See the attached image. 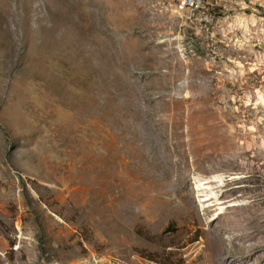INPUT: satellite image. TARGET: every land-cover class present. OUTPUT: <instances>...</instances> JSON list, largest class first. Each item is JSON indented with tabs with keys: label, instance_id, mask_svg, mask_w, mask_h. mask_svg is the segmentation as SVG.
Returning a JSON list of instances; mask_svg holds the SVG:
<instances>
[{
	"label": "rangeland",
	"instance_id": "rangeland-1",
	"mask_svg": "<svg viewBox=\"0 0 264 264\" xmlns=\"http://www.w3.org/2000/svg\"><path fill=\"white\" fill-rule=\"evenodd\" d=\"M206 9L0 0V264H264V0Z\"/></svg>",
	"mask_w": 264,
	"mask_h": 264
},
{
	"label": "bare ground",
	"instance_id": "bare-ground-1",
	"mask_svg": "<svg viewBox=\"0 0 264 264\" xmlns=\"http://www.w3.org/2000/svg\"><path fill=\"white\" fill-rule=\"evenodd\" d=\"M187 1L188 2L186 3V6H185V13H182L181 6H180V10H181L182 17H185L188 21L192 22L193 19L196 18L197 15H199V17L203 18L204 20L208 21L209 17L212 16L211 13H208L209 10L206 9V0H202V2L200 0H187ZM213 206H214V203L211 202L208 205V208L213 207Z\"/></svg>",
	"mask_w": 264,
	"mask_h": 264
},
{
	"label": "built area",
	"instance_id": "built-area-1",
	"mask_svg": "<svg viewBox=\"0 0 264 264\" xmlns=\"http://www.w3.org/2000/svg\"><path fill=\"white\" fill-rule=\"evenodd\" d=\"M200 1L202 2V0ZM187 2V0H179V5L182 7V13H185V6Z\"/></svg>",
	"mask_w": 264,
	"mask_h": 264
},
{
	"label": "trees",
	"instance_id": "trees-1",
	"mask_svg": "<svg viewBox=\"0 0 264 264\" xmlns=\"http://www.w3.org/2000/svg\"><path fill=\"white\" fill-rule=\"evenodd\" d=\"M169 226L166 227L165 231L168 230Z\"/></svg>",
	"mask_w": 264,
	"mask_h": 264
}]
</instances>
